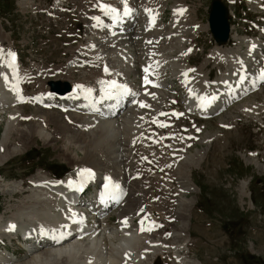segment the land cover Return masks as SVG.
Returning <instances> with one entry per match:
<instances>
[{
  "label": "rangeland",
  "instance_id": "rangeland-1",
  "mask_svg": "<svg viewBox=\"0 0 264 264\" xmlns=\"http://www.w3.org/2000/svg\"><path fill=\"white\" fill-rule=\"evenodd\" d=\"M14 1L15 0H0V5H1L0 17H3L6 21L4 22L1 20V27L3 29V32L8 31L6 34V38H7L6 40L8 41H4L3 44L5 51L7 53L9 51H12L15 54H17L18 58L20 59V66L22 68H27L26 72L23 73L18 78V83L20 87L24 88L25 92L28 95H33L34 93H41L45 91L46 89L42 84V81L44 80L43 78H50L46 75L42 77L38 75L35 66L38 65L39 63L49 66L48 64L49 62H53L57 66L58 64H61L65 60V57L68 56L69 53L67 51L69 49L67 46L72 45L73 47L75 45V42L73 41L72 43L71 41L70 33H77L80 35L82 34V24L80 21L81 19L78 17L79 15L82 14V10L80 9V7L83 6V4L85 5L89 3L88 0H59L60 4L63 7H65V10L61 12H57L56 14H54V16H48L44 10L53 12L54 0H30V2L27 4H25L24 2L23 3L17 2L19 11L16 12L13 11V9L16 7ZM206 2H207L206 0H202L201 4L205 5ZM74 7L75 8L78 7L76 13L74 11ZM238 7L239 8L241 7L239 19L235 23V28L236 31L238 32V35L258 37L259 36L258 30L252 28L251 25L248 24L245 20L246 17H250V16L253 17L257 13L251 12L252 8L250 5H246V7H243L242 3H240ZM211 45L212 44H206L204 45V48H209ZM227 45L231 48L236 49L239 56H243V55L245 56L244 43H241L235 39V40H229ZM237 56L238 55L236 54L235 59H237ZM3 61L4 59L0 61V89L5 88L4 81L7 84H9L10 85L9 88L11 89H9L10 91L6 90L5 94L8 97H10L13 96V94L15 93L14 91L17 90V86H16V82L13 83V81L11 80L14 77L13 72L8 70L2 71L1 68L5 64V62ZM202 63L204 64L205 61H203ZM202 63L198 64L197 66H201ZM110 67L115 69L114 65H110ZM13 68L15 69V66ZM89 69L94 70L97 68H89ZM76 72L79 73L78 70L73 71V76L75 75ZM125 73L129 75L127 72ZM58 77L64 78L63 75H59ZM63 80L66 81V79ZM247 98H248V105L246 109L248 111V114L247 117L244 118V121H242V119L238 120L239 114L235 109L236 107H233V111L231 112V115L234 116L233 121L235 120L234 123H232L233 128H226L224 130L219 128L220 129L219 132L222 134V137L221 138L219 137L218 139L213 141L209 150L207 151L209 165L207 167H203L201 165L200 169H192L191 174L197 171L193 174L192 180L199 186L201 190V193L198 195L199 204L204 206V208H206L209 205L208 203L201 204V202L204 201L203 199L204 192H202V190H204V187H202V181L204 183L208 182L210 184L208 185L210 186V188L208 189L207 196H210L212 201H215L216 198L219 197L218 200L220 204L218 206L219 209L217 214H219L221 217L213 216L214 218L213 221L215 223L210 222V225H208L205 223V221L207 220L205 219V216L203 214L204 212L197 210L199 204L191 205L188 211L194 213L196 223L198 225V229L197 232H195L194 227H191L188 232L190 235H192L193 232L198 233L199 235L198 241L200 242V240H202V244H203L202 248L199 245V248L196 250H195L196 247L192 248L191 246L190 251L187 252L188 256L191 258L197 257L198 254L200 253L201 256L204 257V259H206L205 258L206 256H209V258L216 256L219 259V253L216 250L218 248H223L226 246L227 251L234 253L242 252V254H247L246 257L241 258L240 262H235L234 264H256L257 262H260L261 260L264 259V244L262 243L261 240L262 238H264L263 237L264 193L261 192L260 185H257L255 183L263 179L264 176L255 177L254 175L249 185V188L252 193V201L255 203L257 207H259V209L258 208L255 209L256 211H260L262 217L261 226H260L262 232L257 231L254 233H251V231L247 232V229L250 224L254 223V220H259L258 216H256L255 214L256 212H252L251 210H245V208L241 209L239 205L235 203V201L234 202L231 201V199L221 189L215 186H211L213 185V182L208 180V178L204 176V174L207 173V171H210L211 167L215 168V166H221L222 162L226 160L229 161L231 169L234 170L235 172L248 173V171H250L251 168L249 167L250 168L249 169L247 166L242 167L240 160L237 157L231 155V152L236 147H240V146L245 147L249 150H255L256 160L259 163H263L264 85L261 86L260 93H256V92L250 93L249 97ZM17 106L20 108V109L18 108L19 110H21L27 115H29L31 112L33 113V110L35 108L32 104L29 103H24V104L21 103ZM4 108L5 107H2V109ZM28 121H29L28 118L26 120H20V125H25L28 123ZM4 123L5 121L3 122L2 125L0 123V134L4 126ZM210 126L211 128L214 127L213 124L212 125L210 124ZM54 130L56 132H49L54 134V142L49 144V146L44 150H41V154L39 156V162L43 164L60 163L63 162L65 159H69V156L66 153L72 151V149L69 150V147L74 145V142L77 140L76 136L70 130L64 127L63 128L54 127ZM137 130H138V126H137ZM109 140L110 139H107V142L105 140L103 141L107 144ZM40 141L42 140L40 139ZM40 141L37 138L32 137L31 141L27 143L19 153L18 152L14 153L7 158V160L0 166V177L3 179L4 182L5 181L21 182L20 180L25 181L27 178L34 175L36 172H38L39 174H43L45 171H47L44 167L40 169L33 168V161L30 159H25V155H24V153L30 148L38 149V148H42V146H45L44 144H42L43 141L42 143ZM105 143L102 146H100L101 149H98V152L100 151L99 153L103 151L104 147L106 146ZM137 144L138 142L136 141L134 144L135 147L138 146ZM162 146L163 143H160V140L157 141L156 145H152V149L151 146L148 144L146 151L153 150L154 155L145 153L142 156L140 162L136 157L137 164L139 163V167H137V164H136V168L132 166L136 171L141 172L143 175L144 174L148 175L149 185H151V188L146 190V194H148V191L151 190L158 182H163L171 179L168 178V175L174 166L173 158L167 159L165 156H163L160 159L158 153H160V151L162 150L161 149ZM59 148L61 149V151ZM187 150H188L187 152L192 153V151L194 150V146L191 145L190 147H188ZM103 152H104L103 159L108 158L109 152L106 149ZM227 152H229V154ZM253 152L254 151H251L249 155ZM76 154L79 155L80 153L76 152ZM136 154L138 153L134 151L133 156H135ZM47 158L50 159L51 161H49ZM194 159L195 158L192 155H184L182 157V160L176 162V165L178 163L181 164L180 165L181 169L183 171V174L185 175V173L188 174L186 169H188L189 171V167L192 166L191 161L193 162ZM185 161L187 164H185ZM176 165L174 171H176ZM69 167H70V162H69ZM60 168L61 167L58 166L57 170H59ZM198 170L200 171L203 170V172L201 173L202 180ZM174 171H172L173 176H174ZM218 175H219V171H215V178H217ZM262 182H264V180H262ZM1 184L3 183H0V212H3L4 215L7 216L9 212H12L13 210L15 211V206L20 205V202L22 200L21 201L19 200L22 197L27 198L33 189H29L26 186V183H22L21 185L22 189L20 191L12 190L11 191L12 193L11 192L2 193ZM172 187H168L166 189L170 198L174 196L175 185L172 184ZM33 188L35 190L34 191L35 195L36 193L40 194L39 190H41L42 187L35 185V187L33 186ZM37 188H39V190ZM152 194L153 196L149 197V200H151L152 202L154 201L153 203H155V205L158 208H163L162 201L160 202V199L154 198L158 195V193L153 191ZM32 195L34 196V194ZM191 195L193 194L192 193L185 194V196L187 197ZM30 202L32 201L30 200ZM41 203L42 202L40 201V205H42ZM33 204L36 205L35 209H37L38 208L37 204L35 203ZM165 205L166 207H168L166 210L170 215V212L172 210L169 209V207L170 206L173 207V205L172 204H170V206L169 204H165ZM174 219H173L174 223H176L178 221V218H174ZM110 222L114 224L113 218L110 220ZM216 222L218 223L219 227L218 225H215ZM116 224L117 222L115 223V225ZM115 225L112 226L111 228L109 227V229H113ZM221 229L228 230L227 232L231 233L230 244L226 243L224 245H218L221 243L222 237L217 232H221ZM167 230L169 231V228ZM153 237H155V235H153ZM254 239L255 241H257L256 243L257 245L256 246L253 245L254 251L251 252V250L248 249V242L249 241L253 242ZM20 243L22 242L14 241L11 244H9V247H7L9 251H13L14 253V255L7 254V256L11 260L10 264H29L30 262L33 261V260L30 262L28 261V256L25 255V251L22 250V246ZM166 243H168L169 245L171 244V242L169 241H167ZM5 244L8 245L7 240H5ZM184 247H186L185 244ZM2 248L3 247H0V253ZM98 250L99 249H97L95 252H97ZM108 252H109L108 250L104 251L105 254L101 252L102 253L101 257L104 256L103 258H100L99 256H97V254H95V257L90 260L91 262H89V264H105V262L108 260L107 258L109 257ZM150 252L151 250L149 251V254ZM152 252L157 253L156 250ZM170 252L173 253L172 251ZM183 252L184 251H182V254ZM84 254H82L79 259L77 258L74 261L70 260L71 262L68 261L66 263H64V260L61 259L60 260L54 259V261L38 260V261H33L32 263L57 264L55 262L60 261L63 264H79V260L82 259V256H85ZM105 256H107V258ZM155 258H156L155 261H158V264H177L176 261L170 256L169 252L164 254V256L162 257L156 256ZM176 259L178 261L179 258L176 257ZM141 264H144V262L142 261ZM221 264H226V263L224 262Z\"/></svg>",
  "mask_w": 264,
  "mask_h": 264
},
{
  "label": "bare ground",
  "instance_id": "bare-ground-1",
  "mask_svg": "<svg viewBox=\"0 0 264 264\" xmlns=\"http://www.w3.org/2000/svg\"><path fill=\"white\" fill-rule=\"evenodd\" d=\"M236 38L239 39V37ZM4 39L7 38L0 33V49H2L1 45ZM248 42L251 45L256 46L254 52H257V50L264 48V42H256L255 40H248ZM95 46L96 52L100 51L99 44H96ZM249 48L252 49V46H250ZM105 51L110 53L109 50ZM234 52V49L227 48L223 45L214 46L209 49L208 55L214 56L216 61L221 59L224 60L225 65L227 66L221 71L219 78L226 79V75L230 71L234 73L235 66L233 64V61L236 58ZM3 58L8 59L9 57L4 54H0V61H2ZM203 61H205V58L200 63H202ZM3 62H5V60ZM107 63L109 66L112 65L108 61ZM202 66L203 63L201 64V66H197L196 70L199 71ZM65 74H67V72ZM244 74L247 73L245 71H241L240 75ZM66 77L69 78L70 76L67 75ZM67 78L66 81L70 82V80ZM238 78L239 73L237 74V76H235L234 81L238 80ZM11 80L13 81V83L16 82L14 77ZM257 83H264V73L256 74L255 76L248 79H246L245 76L239 90L245 92L249 85L257 87ZM239 90L234 89L233 94L237 96ZM14 92L15 93L13 94V96L8 97L0 89V109L6 106L11 108L18 101L26 99V95L22 90H20V92L18 90ZM34 94L36 95H34L32 98L30 97L29 99L31 103H35L37 105L34 108L33 113H30L31 116L27 124L20 125L19 119H22L24 115H27L21 110L20 111L22 112V114L19 113L20 111L15 109H10L8 112V117L5 120L0 134V165L6 160L8 156L18 152L27 143H29L33 136L41 139L43 143L51 144L54 142V134L44 132L42 130L44 127L41 126V123L45 122V126L53 123L54 127H64L70 130L76 136L77 140L74 142V145L69 147L72 149V151L66 153L69 156V159L67 160L70 162V168L72 169V171L71 173L67 174L62 180H65L68 176H73L76 170L80 171L86 169H94L96 173L95 177L100 184L99 197L95 199L94 203L99 206L105 204V202L109 203L111 200L120 198L121 200L117 201L118 213L116 216L117 219L122 217V222L116 221L117 224L113 229H109L108 226L106 228H98L97 226H93L92 224L88 225L87 223H85L86 221L83 218L78 216L79 218H76L77 222H71L69 221V218H66L65 223L56 224L53 221L54 216H51L50 219H43L44 216H40L41 219H38L28 211L22 212L21 219V217L18 216V212L20 211L19 209L21 208L23 203L26 202V200H22L20 202V205L15 206V211L19 210L18 212L11 214L8 219L0 221V236L6 237L8 240H10V235H6L2 232V229L5 226V222L10 219L16 221V231H22L23 229H25L28 223L34 220H44L45 222H43L42 224L43 228L46 227L48 229L47 235L49 237L55 236V239L59 242V245L57 247H47L41 245V247L32 248V251H37V254L33 255V261L36 260V256L41 253L38 257H43L46 260L51 259L53 261L54 259H61L64 260V263H66L70 260L74 261L77 258L79 259L81 255L86 252L84 254L85 256H82V259L79 260V264H82L83 261H89L91 256L92 258H94L95 254H97V256H99L100 258H103L104 256L101 257V252L104 253V251L108 250L109 257L107 258V256H105L108 259L107 261H105L109 264H128L129 261L132 264H141L142 261L144 262V264H151V259L154 255L152 251L156 250L158 254H160L161 251V249L159 248L153 249V247H151L153 243L151 242L152 240L150 239V236L155 235L154 241L160 240V243H157L160 244V246H163V242H171V249H169V251H172L174 255L179 258V264H198L197 260L188 258L185 255L179 253L181 251H184L183 253L185 254V251L187 249V247H184V244L186 245L188 241V236L186 234L187 218L188 210L192 202L191 199L182 197L180 194L184 191H187L188 189H192V183L188 177V174H183L180 163L176 165V171L173 170L174 178L176 179V193L174 197L171 198V204L173 205V207H171L169 204V209L172 210L170 212V215L168 214L167 210L162 211L163 208H158L153 203L154 201H147L146 198L140 200L141 196L139 195V193L141 191L138 188L131 187L129 184L125 183V181H120L118 183V180L112 178L111 176L109 183L105 181V177H107L106 171H104L105 169L115 170L114 173L119 174V165L121 161L124 160L123 156L126 154L125 151L127 149L126 143L128 135L127 130L129 125L134 124L135 130H137V119L134 116L128 117L129 112L131 111L129 109H126L122 115L117 116L114 119L106 120L103 123L100 122L98 124L101 128L100 131L94 132L88 129L87 134H85L83 130L65 123L62 119V116L58 112H52V109H41V107H43L44 105H47L48 107H51V105H59V103H56L53 99H51V96L46 98L45 95L42 96L39 93ZM70 94L71 95H66L61 99L62 102H64V106L67 107L68 111L86 112L87 115L93 116L95 118L98 116V111L100 109V98L98 95H93L92 91H85L82 93L77 89L75 90V92H72ZM111 112L113 113V111ZM71 116L76 121L79 120L78 118L73 116V114L68 115V117ZM37 117H42L43 120H38ZM96 120L98 119L96 118ZM138 131L139 130H137V132ZM107 139H110L109 141H112V143L108 142L106 144L103 140L107 142ZM104 143L106 144V146L104 147L103 151H105L106 149L109 152V157L103 159L101 162H98L99 158L103 157L104 155V152L101 151V153H103L101 154L99 153L100 151L98 152V149H101L100 146H102ZM76 152H79L80 154L78 155L76 154ZM198 156V152L195 151V159L193 162L191 161V165L193 167H196V161L199 160ZM253 156L254 152L248 156V160L249 162L255 163V159L253 158ZM185 164H187L186 161ZM186 171L189 172L188 169H186ZM18 185V182L5 184L3 183L1 184V191L2 193L12 191V188H18ZM50 185L55 186L56 182H51ZM166 186H170V184L167 182ZM114 188L118 189L116 190ZM163 188L164 187L161 186V189ZM37 189L39 190V188ZM33 194L35 195V192ZM27 199H29V197H27ZM35 206L36 205H34V207ZM71 206V202L65 203L66 208H71ZM75 207L77 212L81 210L78 203L75 205ZM40 211L42 212L41 209ZM35 213L36 215L42 214L40 212ZM61 213H64V211ZM154 213H157V218ZM174 218H178V221H175L176 223H174ZM137 220L139 221L138 224L141 225L137 224ZM156 220H158L155 231L157 233H154ZM157 226L168 227L169 231L163 234L162 232L157 231ZM43 231L45 232L46 230ZM51 232H53V234ZM65 234L72 236L66 240H63V235ZM65 242L67 243L64 244ZM43 247L46 248L43 249ZM97 249L99 250L95 252ZM150 250L151 252L149 254ZM118 252L122 256L121 260L118 257ZM2 262H6L5 256H0V263Z\"/></svg>",
  "mask_w": 264,
  "mask_h": 264
},
{
  "label": "snow or ice",
  "instance_id": "snow-or-ice-1",
  "mask_svg": "<svg viewBox=\"0 0 264 264\" xmlns=\"http://www.w3.org/2000/svg\"><path fill=\"white\" fill-rule=\"evenodd\" d=\"M102 8L106 9L108 13H115L116 12V9L112 8L110 5H101ZM128 14V10L125 11V15ZM94 19H98V18H94ZM3 53V50L0 49V54ZM7 55L9 57H11L13 60L15 58V53L9 51L7 53ZM9 66L10 67H14V65L9 62ZM107 71V69H105ZM147 71V69L145 70ZM145 82L147 83V77H145ZM109 85H110V89L106 92V99H113V98H116L117 100H119L120 97L122 96H126L130 93V89L126 86V85H122V84H118L116 81H111L109 82ZM77 87H80V86H77ZM215 97H212L211 99H208L207 97H201V100H202V104L201 106L202 107H206L208 106L212 100H214ZM141 106H145V105H141ZM86 172H88L89 174H91V170H84Z\"/></svg>",
  "mask_w": 264,
  "mask_h": 264
},
{
  "label": "water",
  "instance_id": "water-1",
  "mask_svg": "<svg viewBox=\"0 0 264 264\" xmlns=\"http://www.w3.org/2000/svg\"><path fill=\"white\" fill-rule=\"evenodd\" d=\"M209 22L211 30L214 34L216 41H222L226 39L227 33V23L225 19V11L221 4L213 0L209 10ZM52 90L61 92L62 90L54 86L51 87Z\"/></svg>",
  "mask_w": 264,
  "mask_h": 264
}]
</instances>
